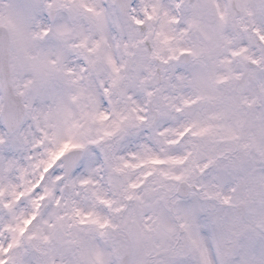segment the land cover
Wrapping results in <instances>:
<instances>
[{"label": "snow or ice", "instance_id": "snow-or-ice-1", "mask_svg": "<svg viewBox=\"0 0 264 264\" xmlns=\"http://www.w3.org/2000/svg\"><path fill=\"white\" fill-rule=\"evenodd\" d=\"M0 264H264V0H0Z\"/></svg>", "mask_w": 264, "mask_h": 264}]
</instances>
